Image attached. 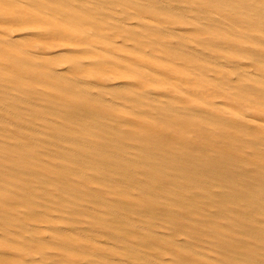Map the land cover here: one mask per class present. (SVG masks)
<instances>
[{"label": "bare ground", "instance_id": "6f19581e", "mask_svg": "<svg viewBox=\"0 0 264 264\" xmlns=\"http://www.w3.org/2000/svg\"><path fill=\"white\" fill-rule=\"evenodd\" d=\"M0 264H264V0H0Z\"/></svg>", "mask_w": 264, "mask_h": 264}]
</instances>
